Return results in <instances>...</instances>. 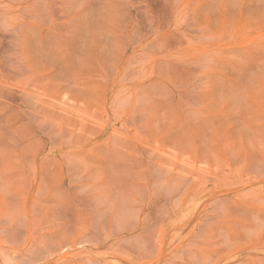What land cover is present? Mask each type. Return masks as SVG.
I'll use <instances>...</instances> for the list:
<instances>
[{
  "label": "rangeland",
  "instance_id": "1",
  "mask_svg": "<svg viewBox=\"0 0 264 264\" xmlns=\"http://www.w3.org/2000/svg\"><path fill=\"white\" fill-rule=\"evenodd\" d=\"M0 264H264V0H0Z\"/></svg>",
  "mask_w": 264,
  "mask_h": 264
}]
</instances>
